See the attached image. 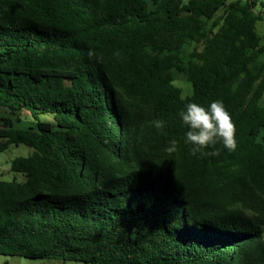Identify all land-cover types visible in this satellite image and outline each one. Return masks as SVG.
<instances>
[{
    "label": "trees",
    "instance_id": "16d2710c",
    "mask_svg": "<svg viewBox=\"0 0 264 264\" xmlns=\"http://www.w3.org/2000/svg\"><path fill=\"white\" fill-rule=\"evenodd\" d=\"M263 17L264 0H0V153L33 148L0 179V254L264 264ZM215 100L237 148L194 156L179 113Z\"/></svg>",
    "mask_w": 264,
    "mask_h": 264
},
{
    "label": "clouds",
    "instance_id": "9594fccd",
    "mask_svg": "<svg viewBox=\"0 0 264 264\" xmlns=\"http://www.w3.org/2000/svg\"><path fill=\"white\" fill-rule=\"evenodd\" d=\"M115 55L119 57V51ZM88 57L95 60L100 59L92 49H89ZM179 115L184 125L189 129L185 133L184 143L193 146L192 155L195 156L198 152H202L209 146H214L217 142L221 143L229 152L236 150V125L223 101H212L207 108L198 103L189 102ZM151 123L156 129H162L165 126V121L162 119L154 120ZM177 144L176 139L170 140L166 151L169 154L175 153ZM207 154L216 155L218 153L209 152Z\"/></svg>",
    "mask_w": 264,
    "mask_h": 264
},
{
    "label": "rangeland",
    "instance_id": "374dc122",
    "mask_svg": "<svg viewBox=\"0 0 264 264\" xmlns=\"http://www.w3.org/2000/svg\"><path fill=\"white\" fill-rule=\"evenodd\" d=\"M256 30L260 37L261 43H264V17L256 24ZM177 86L183 90L182 96L185 97L192 93V83L183 78H178L175 81ZM42 119H51L48 115H42ZM33 151V148L25 144H11L9 147L0 153V179L12 180L15 176L19 179H24L20 173L11 170L13 160L18 156H28ZM8 261V264H88L82 261H64L54 258H31L17 255L0 254V263Z\"/></svg>",
    "mask_w": 264,
    "mask_h": 264
}]
</instances>
